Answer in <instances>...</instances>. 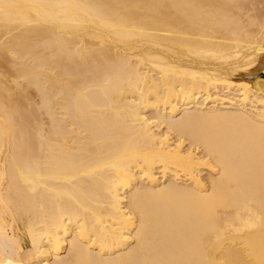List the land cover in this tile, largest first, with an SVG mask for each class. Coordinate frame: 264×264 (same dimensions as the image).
<instances>
[{"label": "bare ground", "instance_id": "bare-ground-1", "mask_svg": "<svg viewBox=\"0 0 264 264\" xmlns=\"http://www.w3.org/2000/svg\"><path fill=\"white\" fill-rule=\"evenodd\" d=\"M0 264H264V0H0Z\"/></svg>", "mask_w": 264, "mask_h": 264}, {"label": "rangeland", "instance_id": "rangeland-1", "mask_svg": "<svg viewBox=\"0 0 264 264\" xmlns=\"http://www.w3.org/2000/svg\"><path fill=\"white\" fill-rule=\"evenodd\" d=\"M255 72V71H254ZM251 73V74H250ZM256 73H258L257 75H259V76H262V74H260V69H257L256 70ZM230 74V75H229ZM242 74V75H241ZM253 74H255V73H253V72H249V73H247V72H239V71H237V72H228L227 73V75L226 76H228L229 77V79L231 80V81H249V78L247 77V76H249V75H253ZM236 75V76H235ZM243 75H244V77H243ZM235 78V79H234ZM244 78V79H243ZM204 173V172H203Z\"/></svg>", "mask_w": 264, "mask_h": 264}]
</instances>
